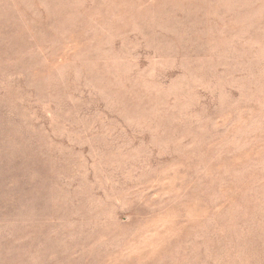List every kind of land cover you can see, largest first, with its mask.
Masks as SVG:
<instances>
[{
	"label": "rangeland",
	"instance_id": "1",
	"mask_svg": "<svg viewBox=\"0 0 264 264\" xmlns=\"http://www.w3.org/2000/svg\"><path fill=\"white\" fill-rule=\"evenodd\" d=\"M0 264H264V0H0Z\"/></svg>",
	"mask_w": 264,
	"mask_h": 264
}]
</instances>
